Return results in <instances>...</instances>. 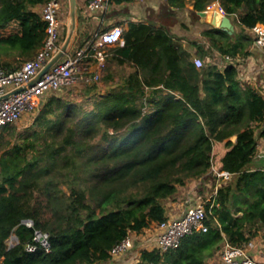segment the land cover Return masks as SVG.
<instances>
[{"label":"trees","instance_id":"1","mask_svg":"<svg viewBox=\"0 0 264 264\" xmlns=\"http://www.w3.org/2000/svg\"><path fill=\"white\" fill-rule=\"evenodd\" d=\"M47 1L0 0V68L14 69L4 53L31 59L41 48L45 22L35 8ZM212 1L194 0V9ZM217 1L236 24L232 34L212 27L202 34L207 48L188 42L192 54L166 27L129 21L123 45L107 51L133 72L91 110L53 93L24 133L0 129V264L109 261L128 234L167 219L165 201L179 187L211 171L217 142L227 148L221 170L233 179L206 203L208 230L163 253L143 249L136 264H207L224 243L241 246L264 232V170L247 168L264 135V96L241 83L235 65L193 62L213 51L248 56L246 31L264 24V0ZM34 229L49 233L51 253L26 251Z\"/></svg>","mask_w":264,"mask_h":264},{"label":"built area","instance_id":"2","mask_svg":"<svg viewBox=\"0 0 264 264\" xmlns=\"http://www.w3.org/2000/svg\"><path fill=\"white\" fill-rule=\"evenodd\" d=\"M110 3L109 0H88L87 10L92 13L106 12ZM62 7L63 0H48L42 5L40 15L45 22V39L33 58L22 62L12 70L0 68V98L10 94L7 99L0 100V129L15 125L24 115L37 114L48 95L56 93L77 81L98 80L100 73L106 67L107 54L103 49L117 44L123 45L122 27L120 25L111 26L96 33L91 40L81 47L75 48L72 45L63 58L33 85L29 86V82L37 77L39 71L56 55L63 43L62 34L66 24L62 18ZM206 9L207 11H216L220 16H227L225 10L218 4L217 6L208 5ZM249 31L254 45L264 55V24L257 23ZM221 60L218 63L219 67H224L227 64L237 66L235 57L225 55L222 56ZM193 62L197 68L205 66L199 57H195ZM21 87L24 89L13 93ZM259 92L261 93V91ZM261 129L264 130V122ZM260 154L264 159V147L261 148ZM210 173L214 175L215 187L208 198L197 197L193 205L188 207L181 216L167 218L161 223L154 224L157 236L153 249H157L161 253L175 249L186 235L195 231L206 232L208 230V226L205 224L206 203L214 202L217 189L222 185L220 181L226 182L233 176L228 171L217 170L214 167L211 168ZM24 224L33 228V223L30 220L24 221ZM12 240L14 243L16 242L14 237ZM135 241L136 239L128 234L110 249L109 261L130 256L132 252L130 258L138 261V257L134 255ZM253 246L252 241L241 246H234L228 242L224 243L220 249L221 264H261L250 254ZM25 249L27 252L40 250L46 254L51 253L49 233L34 229L32 240Z\"/></svg>","mask_w":264,"mask_h":264},{"label":"crops","instance_id":"3","mask_svg":"<svg viewBox=\"0 0 264 264\" xmlns=\"http://www.w3.org/2000/svg\"><path fill=\"white\" fill-rule=\"evenodd\" d=\"M88 0H77V32L73 42V47H81L87 41L91 40L94 35L100 31L106 30L114 25H120L123 31L127 27L129 21L132 22H144L154 23L157 26L166 27L171 34L180 39L179 43L190 51L195 53V49L190 47L188 42L197 41L202 44H206L205 37L202 35L204 31L212 28L211 18L214 12L207 11L208 5H220L217 0L210 2L206 8L202 11L194 9V0H134L131 2L110 3L106 12H89L87 10ZM65 1L63 0V7ZM41 5L35 8L36 11H41ZM64 9V8H63ZM64 11V10H63ZM62 11V17L65 18V12ZM216 12V11H215ZM231 19V18H230ZM234 26V30L237 29L235 22L231 19ZM214 28V27H213ZM250 54L248 56H236L238 76L241 83L249 84L259 91L264 96V55L263 53L252 43L249 48ZM221 58V57H220ZM220 58L219 62H220ZM8 61V60H6ZM10 62V61H9ZM218 64V62H217ZM224 68V67H220ZM94 70V67L92 68ZM248 79V80H247ZM259 129H256L258 135ZM233 142L235 138L231 139ZM264 147V135L257 136V148L252 161L247 168L250 170H264V159L260 154L261 148ZM227 148L224 143L217 142L214 144L213 152L217 154V163L213 167L217 170H221V159L226 153ZM209 173L198 180H191L186 183L185 186L179 187L183 190V194H195L200 196L194 188L198 184H204L209 186V182L206 180ZM233 179L226 182L225 184ZM218 183V179H217ZM177 192V194H179ZM181 194V193H180ZM208 194H205L207 196ZM210 194L208 195V197ZM207 197V198H208ZM184 202L186 205L180 213L175 212L182 207L181 198L178 197L173 201H169L167 207V218L181 216L188 207L193 205L194 201H191L189 196ZM203 198V197H202ZM190 200V201H189ZM135 241L134 255L139 258L140 251L143 249L152 250L156 243L157 230L155 225L152 224L148 228H145L141 233H130ZM253 242V248L250 250L251 256L259 263L264 264V232L260 231L258 235L251 240ZM98 264V263H95ZM101 264H136V261L131 259L130 256L119 258L115 261H107ZM207 264H221L220 250L211 258L207 260Z\"/></svg>","mask_w":264,"mask_h":264},{"label":"rangeland","instance_id":"4","mask_svg":"<svg viewBox=\"0 0 264 264\" xmlns=\"http://www.w3.org/2000/svg\"><path fill=\"white\" fill-rule=\"evenodd\" d=\"M64 1H65V4H64V7H62V11L64 10L63 12H65V16H64L65 18H63V17L62 18L64 19L66 25L64 27L62 36L65 39L66 34H67V30H68V25H69V3H68V0H64ZM37 12H39V10ZM246 34L251 39H253L249 30L246 31ZM64 39H63V41H64ZM205 47L206 48L208 47V43L205 44ZM103 50L107 54L106 67L100 73V77L98 80H94V81L90 80L88 82H85L84 80L83 81H77V82L70 84L69 86L62 88L61 90H59L56 93L58 95H60L61 97H63V99H65V100H68V101H71L75 104H78L79 106H81L87 110H91L93 108L92 101L94 100L95 97H97L99 95H105L111 89L116 87L123 80L124 77H127L130 73L133 72V68L131 65H129V64L119 65L117 63V61H115V59L113 58V55L107 51V47H105ZM195 57L201 58L203 60L205 66L209 65V64H217V62L220 63L222 61L221 60L222 56L219 55L216 51L209 53L208 56H204V57L195 56ZM1 58L4 61L5 60H8V62L10 61L9 62L11 65L10 68L18 67L23 61L29 59V57H27L25 55H21L17 51H10V52H8V54L4 53L3 55H1ZM218 58H220V62H219ZM109 77H111V78L108 79ZM93 85H95L97 87V89L95 91H92V90L89 91V88ZM36 115L37 114L24 115L15 125L12 126L15 129L16 133L17 134L24 133V131H26V129H28V127H30V125L33 122V119ZM0 132H2V130H0ZM3 135H4L5 140L10 139V136L8 135L7 132H3ZM216 163H217V154L215 155L213 152V165H215ZM206 180L209 182V186L206 187V186H204V184L203 185L198 184L194 188V190L199 192L198 194L200 196H202L203 199H206L208 197V195L212 193V191L214 190V187H215V179L212 175L208 176V178ZM205 194H208V195L205 196ZM188 196L190 197L189 199L191 201H194L197 198V195H195V194H193V195L192 194L187 195L185 193L183 194L182 189H180L179 194H176L174 196V199H177L178 197H180L181 202H182L181 209L177 210L175 212L180 213L181 210L185 208L186 205L184 204V202L188 199L187 198ZM174 199L172 198V199L166 200L165 205L169 201H171V200L173 201ZM166 208H168L167 205H166ZM12 237H14V235H12L9 238V240H8L9 245L14 243L12 240ZM132 254H133V252H132ZM132 254H130V256H132ZM137 262L138 261H136V263Z\"/></svg>","mask_w":264,"mask_h":264},{"label":"water","instance_id":"5","mask_svg":"<svg viewBox=\"0 0 264 264\" xmlns=\"http://www.w3.org/2000/svg\"><path fill=\"white\" fill-rule=\"evenodd\" d=\"M69 3V25L66 37L56 55L50 59L45 66L39 71L37 77L29 82V86L33 85L41 76H43L55 63H57L61 58L65 56V54L69 51L71 46L73 45L76 32H77V0H68ZM211 24L214 28L222 29L223 31L232 34L234 30V26L231 22V19L228 16H220L218 12H214L211 18ZM24 88L21 87L17 89L13 93L20 92ZM10 94H6L1 99H7ZM236 139V137H233ZM16 239V237L14 236Z\"/></svg>","mask_w":264,"mask_h":264}]
</instances>
